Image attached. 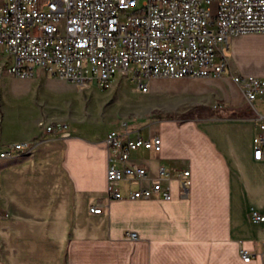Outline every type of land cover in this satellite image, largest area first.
<instances>
[{"label": "crops", "instance_id": "0c3cea01", "mask_svg": "<svg viewBox=\"0 0 264 264\" xmlns=\"http://www.w3.org/2000/svg\"><path fill=\"white\" fill-rule=\"evenodd\" d=\"M253 105L257 112L242 95L220 107L227 115L207 109L151 121L145 137L159 134L161 151L139 148L128 163L145 166L142 185L158 177L159 165L168 167L167 200L107 196L105 135L134 136L139 128L94 134L71 123L61 136L41 126L53 119H0V147L34 144L0 160V264H264V220L252 217L264 215V156L253 153L264 104ZM187 169L190 184L180 197ZM136 187L119 183L124 195ZM92 202L100 213L89 211Z\"/></svg>", "mask_w": 264, "mask_h": 264}, {"label": "built area", "instance_id": "2783aa9c", "mask_svg": "<svg viewBox=\"0 0 264 264\" xmlns=\"http://www.w3.org/2000/svg\"><path fill=\"white\" fill-rule=\"evenodd\" d=\"M251 32H264V0H0V73L8 64V73L27 78L40 68L81 88H107L116 76L131 75L135 89L145 93L154 77L221 76L228 68L229 38ZM230 77L252 107L255 101L264 104V77L238 72ZM41 126L61 136L69 131L59 121ZM105 142L109 198H171L169 185L162 184L168 167L159 165L158 177L142 185L145 166L128 163L131 151L139 148L159 153V134L131 136L130 131L112 129ZM253 143L254 157H263L264 123ZM33 145L21 141L1 146L0 160L29 153ZM122 180L137 187L124 195ZM189 184L187 169L182 171L180 197ZM89 211L100 213L102 206L92 202ZM252 217L264 220L255 212ZM125 236L134 239L136 234L128 231ZM240 253L249 260L246 249Z\"/></svg>", "mask_w": 264, "mask_h": 264}, {"label": "rangeland", "instance_id": "374dc122", "mask_svg": "<svg viewBox=\"0 0 264 264\" xmlns=\"http://www.w3.org/2000/svg\"><path fill=\"white\" fill-rule=\"evenodd\" d=\"M226 54L228 68L219 77H154L145 93L135 89L131 75L116 76L107 88H81L40 68L20 78L6 64L0 73V119H53L94 134L126 126L145 136L159 118L181 119L207 109L227 115L220 107L242 98L230 73L264 77V32L229 38Z\"/></svg>", "mask_w": 264, "mask_h": 264}]
</instances>
